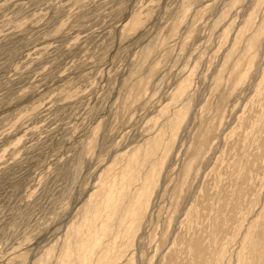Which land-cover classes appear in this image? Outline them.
<instances>
[{
	"label": "rangeland",
	"instance_id": "obj_1",
	"mask_svg": "<svg viewBox=\"0 0 264 264\" xmlns=\"http://www.w3.org/2000/svg\"><path fill=\"white\" fill-rule=\"evenodd\" d=\"M0 264H264V0H0Z\"/></svg>",
	"mask_w": 264,
	"mask_h": 264
},
{
	"label": "bare ground",
	"instance_id": "obj_2",
	"mask_svg": "<svg viewBox=\"0 0 264 264\" xmlns=\"http://www.w3.org/2000/svg\"><path fill=\"white\" fill-rule=\"evenodd\" d=\"M104 205L108 208H110L111 207V212L113 213H115V211L117 212V210L119 209L118 208V205H117V202L115 201V199L113 198V196L112 195H109V196H107V198L105 199V201H104Z\"/></svg>",
	"mask_w": 264,
	"mask_h": 264
}]
</instances>
